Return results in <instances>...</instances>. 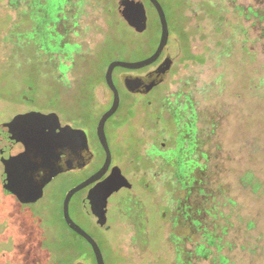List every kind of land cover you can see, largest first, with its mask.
Masks as SVG:
<instances>
[{"label": "rangeland", "instance_id": "rangeland-1", "mask_svg": "<svg viewBox=\"0 0 264 264\" xmlns=\"http://www.w3.org/2000/svg\"><path fill=\"white\" fill-rule=\"evenodd\" d=\"M141 1L148 24L138 34L123 18L121 0H0V125L21 114H55L61 125L87 134L98 165L96 127L113 99L108 66L144 60L160 42L159 17ZM158 1L170 32L162 60L169 59L171 69L143 98L125 90L119 75L128 70L116 68L121 103L106 133L130 179L151 167L130 163L132 153L122 152L133 146L135 130L148 141L159 137L168 161L156 162L153 191L127 201L130 211L110 210V232L84 210L81 191L70 202V216L97 241L105 264H175L176 240L190 264H264V0ZM146 68L129 72L153 69ZM187 125L189 134L182 132ZM176 145L179 160L197 156L189 177L171 172L176 160L169 152ZM89 170L56 176L41 199L23 204L5 193L0 158V264H96L63 216L68 191ZM256 182L262 186L254 192ZM211 208L214 217L206 212ZM206 233L215 234L221 251L206 244ZM203 244L211 250L206 256L197 253Z\"/></svg>", "mask_w": 264, "mask_h": 264}, {"label": "water", "instance_id": "water-1", "mask_svg": "<svg viewBox=\"0 0 264 264\" xmlns=\"http://www.w3.org/2000/svg\"><path fill=\"white\" fill-rule=\"evenodd\" d=\"M155 8L161 26V37L156 51L148 58L137 62L113 61L105 73L107 86L113 93L111 107L100 117L97 124V135L104 147L107 159L104 166L85 182L72 188L63 203V216L67 226L83 237L90 245L96 264H105L104 256L96 240L78 225L70 216V202L73 196L100 180L107 172L111 163V151L106 136V123L118 111L121 103L119 90L114 82L113 73L116 68L136 71L153 65L163 54L169 42L170 32L165 11L158 0H148ZM121 13L135 32L142 34L147 30L148 13L145 3L141 0H121ZM172 66V62L164 61L163 68H159L148 77L126 74L122 77L124 87L132 94L150 93L162 83ZM147 78L149 79L147 82ZM60 130V132H57ZM87 134L82 130H75L69 126H61L59 117L55 114L27 113L13 118L10 122L0 125V158L4 164L3 189L6 194L14 195L21 203H33L43 197L46 186L58 175L68 172L82 165L70 166L60 164L58 154L65 150L89 151ZM83 145V147L81 146ZM3 149V152L1 151ZM63 149V150H62ZM123 183L117 180L104 188L101 194L93 192L85 199L84 210L91 216L97 217L99 226L107 228V202L111 194L122 187L131 185L124 177ZM109 187V188H108ZM97 206V207H96Z\"/></svg>", "mask_w": 264, "mask_h": 264}, {"label": "flooded vegetation", "instance_id": "flooded-vegetation-1", "mask_svg": "<svg viewBox=\"0 0 264 264\" xmlns=\"http://www.w3.org/2000/svg\"><path fill=\"white\" fill-rule=\"evenodd\" d=\"M49 6H51V3L50 2L48 3V1H47L46 12L48 15L51 13ZM154 10H155V8H154ZM155 12H156V10H155ZM163 66H164V60H162V55H161V57L157 60V62H155L153 65L149 66V67H153V69L145 71V73H143V74H134L132 72H129L130 70H128V72H122V74L119 75L120 80L122 81V84H123L122 77L126 74H131L133 76H139V77H148L149 73H151V72H153V71H155L161 67L163 68ZM149 67H147V68H149ZM148 80L149 79L147 78L146 82ZM123 86H124V84H123ZM125 90L127 91L126 88H125ZM127 92L130 93L129 91H127ZM130 94H132V93H130ZM148 94H144L142 92H139V93L132 94V95L141 96L144 98ZM112 96H113V93H112ZM112 102H113V99H112ZM149 105H151L150 102H149ZM8 122H10V121H8ZM173 125H174V132H175V131H177L179 124L174 122ZM61 126H63V125H61ZM105 131H106V127H105ZM57 132H60V130H58ZM182 132L189 134L191 132L189 125H187L186 129L183 130ZM132 135H133V137L131 138L130 142L133 144V146H126L125 148H123V150H122L123 154L126 155L127 152L132 153L134 158L130 159V163H134L137 161L139 163L145 164L146 162H148V164H145V165H150L151 167L148 168L141 177H139L138 174H135V176H136L135 179L134 178L130 179L128 177V175H126L124 173V171L122 170L123 164H120L117 161H115L114 151L110 145V142H109V139H108V136L106 133L109 148L111 151L110 166H109L107 172L104 174V176L100 180L90 184L89 186H87L81 190V192L83 193L82 194V200H83V204H84L85 199H87L88 197L91 196L90 194H92L93 192H96V194H98V193L101 194L103 192L104 188H106L107 186H110V184L115 180H117L119 183H123V179H120V178L124 177L130 183V185H131L130 188L122 187V188H120V190L118 192L111 194V196L108 198V202H107V225L108 226H107V228L103 229L99 226V223H98V229L103 231V232H110V230H111V226L109 225L111 223L110 219H109V212L111 209H113V207H115V206H118V207L122 206L123 207L124 206L125 207L124 209H126L127 208L126 207L127 201L131 202V200H133V199H135V201H137L139 196L141 195L140 194L141 191L142 192H144V191L152 192L153 191V189H152L153 183L159 177L158 173L156 172V169H153V166H155L157 161L163 162L164 158H167L162 153L163 149L158 147L159 137H155L153 140L148 141V140L144 139L143 136H141V132L138 130H135ZM87 138H88V136H87ZM96 138H97L96 140L99 143L100 148H101L100 162L96 166H94V165L96 163L97 155L95 153V150H93V148L90 146L89 139H88V143H87L89 151H83L84 148H82L81 151H79V149H78V150H73L70 152H69V150L68 151L65 150L66 152H63L64 150L62 149L63 151H61V153H59L57 156L59 163L63 164V165L68 164L70 166H73V163H74V165L84 164L81 168H74V169H72L68 172L62 173V174H69L72 172H83V171H87L88 169H91L84 175L82 180L77 185H75V187L78 186L79 184L85 182L86 180H88L94 174H96L104 166V164L106 162L107 154H106L104 147L101 145V143L99 141V138L97 135V129H96ZM122 140H123L122 145H126L124 139H122ZM145 145L148 146V149L145 153H143V147ZM161 145H162V147H165V143H162ZM81 146L83 147V145H81ZM193 146H196V143L195 144L192 143V145L187 147V154H188L189 150L192 149ZM1 151L3 152V149H1ZM179 152H180L179 145L174 146L171 149V151L169 152L170 160H173V159L176 160L175 164L172 162L171 172H173L177 177L182 175L181 169H183V168H187V169H195L196 168L195 167L196 166L195 158H193L191 156V154H190V156H188V157L185 156V158H182L179 160L178 159L180 157ZM167 161H168V158H167ZM146 179L148 180V183H145ZM143 186H144V188H143ZM129 205H130V203H129ZM69 209H70V207H69ZM166 216H167L166 213L161 214L162 219H166ZM92 218L98 222L97 217H92ZM175 222L178 223V214H176ZM71 231L75 235L82 238L86 242V244L91 248V245L83 237H81L80 235L75 233L73 230H71Z\"/></svg>", "mask_w": 264, "mask_h": 264}, {"label": "trees", "instance_id": "trees-1", "mask_svg": "<svg viewBox=\"0 0 264 264\" xmlns=\"http://www.w3.org/2000/svg\"><path fill=\"white\" fill-rule=\"evenodd\" d=\"M42 38H43V41H44V42H48V40H46L45 37H42ZM191 156H192V154H191ZM192 157H193V156H192ZM193 158H195V163H196V166H195V167H197V166H198V159H197V156H195V157H193ZM194 170H195V169H187V168H183V169H181V173H182L183 175L189 177V176L192 175V173L194 172ZM183 184H184V183H183ZM185 185H186V184H184V186H185ZM261 186H262L261 183L256 182V185H255V191H254V192L259 191V189H260ZM222 189H223V188L220 187L219 190L222 191V192H224V189H223V190H222ZM228 202L232 203L233 201L229 198V199H228ZM130 208H131V207H130L129 205H127V209H128L129 211H130ZM213 210H215V208L206 209V212H207L208 214H210L212 217H214V215L212 214V211H213ZM199 213H202V212L199 211ZM220 216H221L222 218H224V213H221ZM225 222H226V223H225V227L223 228V234H226V230H227L226 225H227V223H228V220L226 219ZM201 224H202V223L197 219L196 222H195V225H196L197 227H200ZM206 238H208L206 244L209 245L210 248H212V247H217L218 251H221V250H222V244L216 245V239H217V238L215 237V234H213V233H211V234H210V233L207 234V233H206ZM175 245H176V254H177V260H176V263H175V264H190V263L186 262V260H185V256H184V253H183V248H181V247L179 246V242H178V240L175 241ZM210 248H208V246L206 247L205 244L200 245L199 248L197 249V253H198L199 255L206 256L208 253H211ZM226 261H227L226 257H225V256H222V260H221V262H222V263H226Z\"/></svg>", "mask_w": 264, "mask_h": 264}]
</instances>
